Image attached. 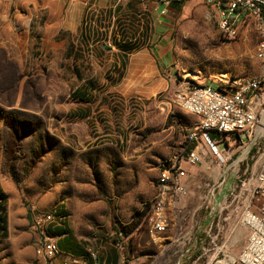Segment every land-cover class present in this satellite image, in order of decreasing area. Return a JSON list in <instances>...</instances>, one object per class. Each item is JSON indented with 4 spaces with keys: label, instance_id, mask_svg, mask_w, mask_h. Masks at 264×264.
I'll return each instance as SVG.
<instances>
[{
    "label": "rangeland",
    "instance_id": "1",
    "mask_svg": "<svg viewBox=\"0 0 264 264\" xmlns=\"http://www.w3.org/2000/svg\"><path fill=\"white\" fill-rule=\"evenodd\" d=\"M137 2L132 0L128 6H119L113 12L85 10L82 28L90 32V36L81 43L94 47L90 48L92 52L87 49L80 53L77 66L84 78L90 77L94 82L97 92L105 91L104 72L111 73L112 87H116L119 78L126 74L130 85L135 83L139 75L134 66L136 53L141 48L150 49L162 40L156 36L159 35L158 26L151 15L155 0L144 3V9ZM34 42L37 44L38 38ZM166 42L171 58L168 69L177 84L176 90L159 91L151 98L153 101L142 102L155 111L152 118L155 135L162 137L165 135L161 130L163 126L175 125L173 131L183 139L182 148L187 129L195 126L197 119L180 110L175 97L178 85L193 82L216 88L225 77L264 74V65L254 57L256 34L253 28L249 27L246 37L241 35L240 29L236 41L224 39L218 31L217 19L200 0L193 1L175 17ZM40 54V51H34L33 58H38L37 63L41 65L34 63L20 69L0 49V264H32L34 236L30 231L29 208L33 204L40 211L57 209L68 216L66 233L69 241L64 238L60 244L67 254L77 249L85 256L86 247L98 253L114 245L120 246L117 252L120 264H193L200 253L209 254L220 247L226 255L237 256L247 231L238 224L235 215L230 218L227 217L229 212L216 215L208 235L198 231L199 227L204 229L201 224L207 221L213 196L217 201L223 200L228 186L235 184L236 180L229 174L227 183L219 187L220 168L216 178L185 170L190 185L180 214L183 220L178 219L182 230L177 233L174 251L189 249L188 254L182 261L156 256V247L140 227L142 211L154 195L160 163L176 155L177 149L167 156H160L154 163L142 165L137 158L142 154L140 150L131 153L134 157L127 162L122 155L124 148L113 145L85 152H75L64 146L45 130L44 93L49 89L58 93L59 99L61 93L68 92L67 86L72 90L76 82L70 76V67H53L44 73V56ZM114 62L120 64L118 69L112 68ZM62 79L66 80L67 86L62 85ZM152 81L150 77L139 87L146 88ZM113 93L114 111H117L114 115L119 121L124 109L137 108L138 101L131 98L130 103H124L122 98L116 97L115 90ZM172 94L170 106L154 104L167 102ZM6 118L15 131L6 129L3 124ZM180 122L187 127H180ZM260 123L254 147L250 145L253 137L248 141L232 136L217 145L218 149H223L228 164L239 158L241 162L236 164V170L240 179L260 169L264 153V112ZM123 132L120 134L124 137ZM135 134L141 138V132L131 135ZM216 222H219L220 233L213 240ZM184 229L186 233L182 234ZM143 254L146 256L142 257ZM204 257L194 264H203Z\"/></svg>",
    "mask_w": 264,
    "mask_h": 264
},
{
    "label": "crops",
    "instance_id": "2",
    "mask_svg": "<svg viewBox=\"0 0 264 264\" xmlns=\"http://www.w3.org/2000/svg\"><path fill=\"white\" fill-rule=\"evenodd\" d=\"M131 1L0 0V49L6 53L7 57L14 60L20 69L32 66L34 63L36 66L42 64L37 63L38 58H33L34 51H40L42 54L40 56H44V73L49 72L53 67H61L62 69L70 67V76L76 82L72 90L67 86L66 80L62 79V85L67 86L68 92L61 93V98L58 99L59 94L52 93L49 89L44 93V126L46 132L75 152H85L106 145L124 148L122 155L127 162H131L129 160L134 157L131 156V153L134 154L140 150L142 154L137 158L144 165L145 163H154L160 156H167L171 150L177 149L179 151L181 144H183V139L173 131L175 125L163 126L161 130L165 132L164 136L155 135L152 119L155 111L146 107L142 101L150 100L159 91H167L173 88V91L176 90L177 84L168 69L171 58L168 54L170 46L166 42L167 35L175 17L195 0H189L182 4L171 3L168 12L165 14L161 12L162 5L159 0H155L153 3L156 6L151 15L156 26H158L159 31L157 30V33L161 35V37L156 36L162 40L150 49L141 48L140 51H136L134 66L139 75L135 78V83L132 82L130 85L129 75L126 74L119 78L116 87H112L110 86L113 80L111 73L106 74L104 72V77H102L105 83V91L97 92L94 82L91 81L90 77L84 78L82 71L77 66L80 53L83 50L87 51V49L92 52L90 48L94 47L91 44L83 45L81 43L87 38L86 36H90V32H86V29L82 28L85 10L92 9L95 13L110 10L113 12L119 6H128ZM144 3H151V0H138L137 5L144 9ZM208 10L212 17L217 19L215 12ZM248 30L247 25H242L241 35L246 37ZM37 38L39 42L36 44L34 40ZM114 64L113 69L120 67L119 63L114 62ZM146 71L148 75L145 74ZM150 77L153 80L150 86L141 89L139 86L145 84ZM107 85L109 86L108 89ZM113 90L117 94L116 97L122 98L124 103H130L129 100L132 99L138 101L135 104L137 108L129 106L124 109L123 117L119 121L114 115L117 111H114ZM172 100L173 94L168 97L167 102H155L154 104L156 106L163 104L170 106ZM179 126L187 127L183 122H180ZM123 131H125L124 137L120 134L124 133ZM138 132L142 133L141 138H137L140 133L131 135ZM158 149L161 150L156 153ZM215 162L211 155H207L196 166L183 164V168L194 175L199 173L216 178L219 174V167ZM184 185L188 190L190 181L187 177L184 179ZM67 219L68 216H65L63 229L67 227ZM203 224L205 226V222ZM58 237L59 245L64 238L67 239L66 234ZM154 246L157 251L156 256L164 257L166 260L175 258L182 261L188 254L174 251L175 240L172 226L163 235L160 242ZM109 247L102 248L104 251H98L97 262L88 259L87 264H120V257L117 253L120 248L114 245ZM69 255L86 258V255L82 256L77 249ZM144 255L141 256L144 257Z\"/></svg>",
    "mask_w": 264,
    "mask_h": 264
},
{
    "label": "built area",
    "instance_id": "3",
    "mask_svg": "<svg viewBox=\"0 0 264 264\" xmlns=\"http://www.w3.org/2000/svg\"><path fill=\"white\" fill-rule=\"evenodd\" d=\"M187 1L159 0L161 12L167 13L171 3L182 4ZM200 1L215 12L218 31L224 39L237 40L242 25L252 27L256 34L254 57L264 65V0ZM175 97L180 110L195 117L197 124L187 129L184 145L178 153L160 163L154 195L146 204L140 227L146 231L152 244L159 243L171 226L176 239L177 233L182 230L178 219L183 220L180 214L188 194L184 185L187 172L183 164L196 166L207 155H211L222 170L219 187L227 183L229 174L236 181L228 186L223 200L214 201L216 197L213 196L204 229L199 227L198 231L208 235L212 232L216 215L229 212L227 217L235 215L238 224L246 229L247 236L235 257L226 255L220 247L209 254L200 253L196 261L206 256L203 264H264V153L259 171L240 179L236 170V164L241 162L239 158L228 164L223 149L217 147L232 136L248 141L253 137L250 145H256L264 112V74L257 77H225L216 88L187 82L178 85ZM29 213L30 231L34 236L32 264H87L88 259L97 262V252L90 247L84 249L86 258L69 255L59 248V237L54 232L62 227L65 220L63 214L56 210L40 211L34 204L30 206ZM218 223L213 240L220 233ZM185 233L184 229L182 234Z\"/></svg>",
    "mask_w": 264,
    "mask_h": 264
},
{
    "label": "trees",
    "instance_id": "4",
    "mask_svg": "<svg viewBox=\"0 0 264 264\" xmlns=\"http://www.w3.org/2000/svg\"><path fill=\"white\" fill-rule=\"evenodd\" d=\"M4 126H6V129L8 130V131H11V132H13V131H15V129H14V127H12V126H10L9 124H8V119L6 118V119H4ZM42 132H43V134L45 133V131L44 130H42ZM1 192V191H0ZM2 195L0 194V202H1V200H2ZM145 209H146V205H145ZM145 209L142 211V216H143V214H144V211H145ZM57 212H59V213H61V214H63L64 216H66V214L63 212V211H60V210H57V209H55ZM64 226V221H63V223H62V227ZM62 227H60V228H57V229H55V232H54V234H56L57 236H61L62 234H66V236L68 235L67 233H66V229H63ZM59 244V243H58ZM59 248H60V245H59ZM61 249V248H60ZM62 250V249H61ZM74 256V255H73ZM77 257V256H76Z\"/></svg>",
    "mask_w": 264,
    "mask_h": 264
}]
</instances>
